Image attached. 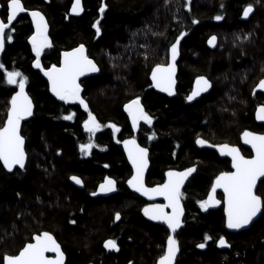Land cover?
<instances>
[{"label": "trees", "instance_id": "1", "mask_svg": "<svg viewBox=\"0 0 264 264\" xmlns=\"http://www.w3.org/2000/svg\"><path fill=\"white\" fill-rule=\"evenodd\" d=\"M22 1L26 7L40 8L51 23L53 45L44 55V65L55 64L62 49L83 44L99 73L80 84L87 109L77 100L52 98L40 71L30 66L35 56L24 40L31 28L23 22L25 17L19 18L16 39L3 63L9 68H0V127L1 109L14 91L6 83L7 71L27 77L35 113L21 129L26 168L8 174L0 164V264L4 255H16L41 231L53 234L66 264H154L168 235L142 218L141 199L126 188L131 171L120 142L131 136L149 150L147 185L163 182L168 169L195 168L181 195L187 215L179 234L178 264H225L224 257L232 252L218 251L213 244L200 252L196 245L206 235L212 240L222 234L221 214L202 215L196 207L228 164L212 150L195 146V141L200 137L213 145L238 144L242 131H264L254 122L253 111L264 104V95H254L252 89L264 74V0H82L80 18L67 16L71 0ZM102 3L107 5L103 13ZM249 4L254 14L247 23L240 22L238 17ZM217 16L221 23H213ZM214 34L219 48L211 50L206 41ZM177 37L178 85L176 95L168 99L150 88L148 76L153 66L168 62V48ZM195 75L208 76L213 86L189 104ZM136 97L152 123L142 120L133 131L123 108ZM89 112L101 125L92 134L83 126ZM69 114L72 119H65ZM90 140L93 147L85 154L80 145ZM72 175L82 179L83 189L70 184ZM104 176L115 180L117 193L108 199L92 198L90 192ZM257 191L264 197V182ZM262 209L255 225L238 235L248 239L235 247L237 258H231L230 264L243 257L247 264L257 259L264 264ZM106 239L114 240L118 249H103Z\"/></svg>", "mask_w": 264, "mask_h": 264}, {"label": "snow or ice", "instance_id": "2", "mask_svg": "<svg viewBox=\"0 0 264 264\" xmlns=\"http://www.w3.org/2000/svg\"><path fill=\"white\" fill-rule=\"evenodd\" d=\"M167 3V0H165ZM107 7L101 4L100 12L103 13ZM80 0H75L71 11H81ZM26 11L21 0H7V23L0 20V49L4 47L5 36L8 40H12L13 36L5 33V29L9 27L11 22L21 12ZM252 11V5L249 4L244 8L243 15L247 17ZM32 22L35 25V32L28 39L31 41L32 50L36 54V60L33 62L36 68H41L40 57L41 52L46 46L50 45L47 35L48 25L43 14L39 11H31ZM215 19H221L220 16ZM193 23H196L194 20ZM96 27L99 34V27ZM135 35V34H133ZM185 35L184 33L180 34ZM216 37L209 39V43H213ZM180 38L177 37L176 43L171 45V59L173 63L157 64L151 73L152 81L157 88L165 92L171 93L174 84L173 75L176 70L174 61L178 55V44ZM4 66L0 64V68ZM47 76L51 86V91L62 101L77 100L84 107L88 108L85 100L81 97V86L77 83L79 76L85 72H97L99 69L93 60L89 59L85 53V46L79 45L71 51L62 54L60 66L55 64L51 68L41 69ZM6 80L8 84H18L19 90L16 91L10 99V107L7 109V117L0 127V161H3L4 167L11 169L13 165L24 167L25 151L24 137L20 135L19 129L21 120L24 117L32 115V100L25 91V83L27 77H24L19 71H7ZM19 77V80L17 79ZM197 87L187 96L189 101L199 96L201 92L210 87V82L204 76L196 78ZM258 88L264 89V79H261ZM129 116L132 119L133 128L139 121L143 120L148 124L152 123V117L144 111L140 98L129 101L124 105ZM65 119H72V114L65 116ZM256 119L264 121V106L258 107L256 111ZM84 128L90 133H94L101 125L96 121L95 116L91 112L88 113V119L83 121ZM114 131H118L115 124L111 125ZM242 137L246 144L251 145L255 155L246 158L241 155L240 150L235 146L228 144L219 145L222 153L226 152L232 158V168L235 171L221 172L212 184V189L208 194L207 200H201V208H207L209 204L219 203L215 200L214 193L217 188L224 190V211L227 217V227L230 229H240L250 224L253 218L261 213L264 206V197L258 195L255 191L258 178H264V134H257L251 131H244ZM128 158L132 163L134 173L127 183L142 192L144 195L163 196L168 201V206L172 208L171 213L164 211V205H148L144 208V214L150 216L153 220H162L171 229L172 232L180 226L181 214L183 209L180 206L179 197L181 195L180 187L186 177L193 172L194 168H187L182 172L169 171L167 180L163 184H159L154 188H146L144 186V169L147 167V149L140 147L135 139L123 141ZM197 144H207L208 141L197 138ZM93 144L90 140L87 144H81V151L87 154ZM77 184L82 181L76 177H71ZM115 180L105 178L104 183L99 186L100 192H110L115 188ZM95 195V193H93ZM116 219H120V213H116ZM73 223H75L73 221ZM210 239L207 235L205 240ZM34 243H26L16 255H4L3 264H64V253L61 246L50 232H42L33 237ZM218 243L225 245L227 242L223 236L220 237ZM105 247L116 248L117 244L114 240L105 241ZM199 248L205 245L200 243ZM54 252L55 256L45 255L46 252ZM178 251V244L173 235H168L167 246L163 254L159 257L158 264H173Z\"/></svg>", "mask_w": 264, "mask_h": 264}, {"label": "water", "instance_id": "3", "mask_svg": "<svg viewBox=\"0 0 264 264\" xmlns=\"http://www.w3.org/2000/svg\"><path fill=\"white\" fill-rule=\"evenodd\" d=\"M74 2H75V0H72V2H71V5H70V7H69V14H70V16H72V17H74V18H80L82 15H83V13H84V9H83V3H82V0H80V4H81V8H82V10L81 11H78V12H72L71 11V9H72V6H73V4H74ZM253 11V10H252ZM252 11L249 13V15L247 16V17H250L251 16V14H252ZM40 12V11H39ZM42 13V12H41ZM21 13H19L18 15H17V17L20 15ZM44 16V15H43ZM17 17L11 22V23H13V22H15L16 20H17ZM29 18H30V21L32 22V17H31V15H30V13H29ZM44 18H45V16H44ZM243 18H246L244 15H243ZM45 21H46V18H45ZM33 23V22H32ZM46 23H47V25H48V22L46 21ZM33 27H34V30H35V25L33 24ZM50 32H49V25H48V31H47V35L49 34ZM174 43H176V42H174ZM172 45V44H171ZM207 45H208V47L210 48V49H215V46H216V39H215V41L213 42V43H209V40H208V43H207ZM179 46H180V41H179V44H178V55H177V57H176V60L174 61V63H175V65H176V70H175V73H174V75H173V80L175 81L174 82V84H173V86H172V91H171V93H169V92H165V91H163V90H161L160 88H157L155 85H154V83H153V81H152V77H151V73H152V69L156 66H153L151 69H150V73H149V76H148V82L150 83V88L155 92V93H158L159 95H163V96H165V97H167L168 99H173V97L176 95V88H177V85H178V82H177V75H178V71H177V63L179 62V57H180V49H179ZM78 46H76V47H73V49L74 48H77ZM3 49V48H2ZM2 49H0V53L2 52ZM169 49V51H168V58H167V60H168V62L166 63V64H168V63H173V61H172V59H171V46L168 48ZM72 50V49H71ZM71 50H66V51H71ZM66 51H62L61 52V56H60V61H61V59H62V54L64 53V52H66ZM89 59H91V58H89ZM92 60V59H91ZM94 62V61H93ZM95 63V62H94ZM96 65H97V63H95ZM59 66H60V63H59ZM59 66H57V67H59ZM97 68L99 69V67H98V65H97ZM98 73H99V71H97V72H85L83 75H81V76H79L78 77V79H77V83H79L81 80H85V78H90V77H96V75H98ZM42 76H44V78H45V80L47 81V87H49V95L52 97V98H55L57 101H62V100H60L52 91H51V86H50V83H49V81H48V78H47V76H45L44 75V72H42ZM264 79V78H263ZM259 84V83H258ZM257 84V85H258ZM211 85V84H210ZM257 85H256V87H255V92L256 93H258V94H263L264 95V89H261V88H258L257 87ZM197 87V85H196V78L194 79V82L192 83V86H191V93H192V91L195 89ZM17 89H16V91H18L19 90V88H18V85H17V87H16ZM210 90H211V86L210 87H208L205 91H203V92H201L200 93V95L199 96H196V97H194L193 98V100H191V101H189L188 99H187V102L188 103H190V104H193L195 101H197V100H199L202 96H206V94H208V93H210ZM15 91V92H16ZM25 91H26V93H27V88H26V85H25ZM190 93V94H191ZM28 94V93H27ZM189 94V95H190ZM30 98V97H29ZM32 100V99H31ZM133 100V99H132ZM131 101V100H130ZM128 103V102H127ZM126 103V104H127ZM141 105H142V103H141ZM261 106H263V105H261ZM261 106H258V107H261ZM142 107H143V109H144V111H145V107H144V105H142ZM258 107H256L255 108V112H254V120H255V122H257V124L258 125H264V121H261V120H257L256 119V111H257V108ZM34 105H33V101H32V115L31 116H27V117H24L22 120H21V126H20V129H19V132H20V135H21V128H22V125L24 124V123H27V122H29L31 119H32V116H33V113H34ZM123 110H124V112L129 116V114H128V112H127V110H125V108H123ZM6 120V119H5ZM129 122H130V125H131V127H133V124H132V119H131V117L129 116ZM137 126H138V124H137ZM135 127V128H133L134 130H136L138 127ZM244 131H246V130H244ZM243 131V132H244ZM248 131V130H247ZM243 132H241V133H243ZM251 132H254V131H251ZM254 133H257V132H254ZM257 134H264L263 132L262 133H257ZM198 138H200V137H198ZM132 139H134V138H124V140H122L121 141V143H120V147H121V150H123V154H124V157H125V160H127V163H128V165H129V168H130V171H132V173H131V176L133 175V173H134V169H133V166H132V163H131V161L129 160V158H128V152L126 151V149H125V146H124V143H123V141H125V140H132ZM200 139H202V138H200ZM135 141H136V143L139 145V143H138V141L135 139ZM25 145H26V143H25V139H24V151H25ZM219 145H223V144H219ZM218 145V146H219ZM239 145H241L242 147H244L245 149H248L249 151H250V155H251V157L252 156H254L255 155V152L252 150V148H251V145H249V144H246L245 143V141H244V139H243V137H242V134H241V136H240V141H239ZM140 146V145H139ZM195 146H197V147H199V148H205V149H210V150H212V151H214L219 157L221 156L222 158H227V159H229V161H230V167L232 168V158H231V156H229L226 152H224V153H222L221 151H220V148L218 147V146H215V145H211V144H209V143H207V144H203V145H201V144H197L196 143V141H195ZM230 146H233V145H230ZM141 147V146H140ZM235 147H237L238 149H239V147L238 146H235ZM142 148H144V147H142ZM148 150V149H147ZM240 150V149H239ZM241 153V152H240ZM242 155V154H241ZM244 156V155H243ZM148 157H149V150L147 151V160H148V164H147V167L144 169V186L146 187V188H154V187H148L147 185H146V181H145V178H146V175H147V173H148V169H149V166H150V161H149V159H148ZM250 157V158H251ZM246 158H248V157H246ZM26 162H27V154H25V162H24V167H20L19 165H13V167L11 168V169H8V168H6V167H4V165H3V161H0V164H1V166H3V168H4V170L8 173V174H11L15 169H18V170H23L25 167H26ZM189 168H193V167H189ZM195 169V168H194ZM169 171H175V170H173V169H168L167 171H166V173H165V176H164V181H166L167 180V173L169 172ZM232 171H235V169L234 168H232ZM175 172H182V171H175ZM194 172H195V170L193 171V172H191L187 177H186V179L184 180V182H183V184L181 185V187H180V192H181V190L183 189V187L186 185V183L188 182V179L194 174ZM73 176H75V175H72L71 177H73ZM131 176L126 180V187H127V189L129 190V192H131V193H135L139 198H141L144 202H147L148 204L147 205H145L142 209H141V215L143 216V218L145 219V220H147L148 222H150V223H152V224H154V225H161V226H163V227H165L166 229H167V231L169 232V235H173L174 236V238H175V236H176V233L179 231V229H180V226H181V224H180V226L175 230V232H172L171 231V229H169L168 228V225L164 222V221H162V220H153V219H151L150 218V216H146L145 214H144V208L146 207V206H148V205H164L165 207H164V211L165 212H167V213H171L172 212V208L170 207V206H168V201L163 197V196H157V195H148V196H146V195H144L142 192H138V191H136V189L135 188H133V187H131L128 183H127V181L131 178ZM71 177L69 178V182H70V184L71 185H73L75 188H77L78 190L79 189H83L84 188V184H83V181H82V179L78 176V178L82 181V183H80V184H77L74 180H72L71 179ZM77 177V176H76ZM107 178H110L109 176H106ZM106 177H104L103 179H102V181L100 182V185L102 184V183H104V181H105V178ZM111 179H113L112 177H111ZM215 179H216V177H215ZM215 179L213 180V182H212V184L214 183V181H215ZM114 180V179H113ZM264 180V178H258L257 179V184L260 182V181H263ZM212 184H211V186H210V191H211V189H212ZM99 185V186H100ZM99 186H97V188H96V190L94 191V192H92L90 195L92 196V198H110V197H112L113 195H115V193H116V191H117V183L115 184V188L112 190V191H110V192H100L99 191ZM156 187V186H155ZM209 191V192H210ZM255 191H256V188H255ZM93 193H95V195H93ZM217 193H219V194H221L222 193V195H223V211H224V207H225V201H224V190H223V188H217L216 189V191H215V193H214V197H215V200H216V194ZM209 194V193H208ZM208 199V195H207V197H206V200ZM216 201H218V200H216ZM179 202H180V199H179ZM180 206H181V208L183 209V206H182V202H180ZM220 206V204L219 203H212V204H209V206L207 207L209 210H211V209H217L218 207ZM263 210V209H262ZM262 210H261V213H262ZM261 213H258L257 214V216L256 217H254L253 218V221L252 222H250V224L249 225H247V226H244V227H242V228H240V229H230V228H228L227 227V223H226V225H225V229H226V231L227 232H229V233H234V232H242V231H245V230H248L254 223H255V220L260 216V214ZM224 215H225V222H226V220H227V217H226V214H225V211H224ZM183 216H184V213L182 212V214H181V217H180V220L182 221V219H183ZM43 232H45V231H43ZM49 232V231H48ZM42 233V232H41ZM40 234V233H39ZM52 234V233H51ZM38 235V234H37ZM53 235V234H52ZM35 236V235H34ZM33 236V237H34ZM33 237H32V239H31V242H28V243H34L35 241L33 240ZM54 237V236H53ZM108 240H110V239H107V240H105V241H108ZM57 241V240H56ZM105 241H103V244H102V248L103 249H105V250H107V251H114L115 249H117V248H108V247H105ZM58 243V242H57ZM219 244V243H218ZM60 245V244H59ZM165 246H167V241H166V245ZM219 246H220V248L221 249H223L224 247H225V245H220L219 244ZM178 249H179V247H178ZM202 249V248H201ZM61 251H62V249H61ZM63 252V251H62ZM19 253V252H18ZM64 253V252H63ZM177 254H178V251H177V253H176V256H177ZM45 255H48V256H55L56 254L54 253V252H46L45 253ZM176 258L177 257H175V259H174V261H173V264H175V261H176ZM159 260V259H158ZM66 256H65V253H64V264H66ZM2 264H3V261H2ZM156 264H158V261H157V263Z\"/></svg>", "mask_w": 264, "mask_h": 264}, {"label": "flooded vegetation", "instance_id": "4", "mask_svg": "<svg viewBox=\"0 0 264 264\" xmlns=\"http://www.w3.org/2000/svg\"><path fill=\"white\" fill-rule=\"evenodd\" d=\"M21 2H22V4H23V6H24V8L26 9V11H24V12H21V14L17 17V20L15 21V22H13V23H11L10 25H9V27L7 28V29H5V33L6 34H8V33H10L12 36H13V39L12 40H8L7 38H6V36H5V40H4V47H3V49H2V52L0 53V64H2L4 67V69L6 70V69H8L9 67L8 66H6V64H3L4 63V60L6 59V57L7 56H5V54H6V51H7V49L14 43V41H15V39H16V34H15V28H17V25H18V21H19V18L21 17V16H23V17H25L26 19L23 21V22H26V23H29L30 24V31L28 32V35L25 37V40H24V43L25 44H27V46H28V49H29V53L30 54H32V55H34L35 56V60H36V54H35V52L32 50V44H31V41L28 39V37L29 36H31L32 35V33L33 32H35V30H34V27H33V23L30 21V18H29V13L31 12V11H33V10H35V11H40V12H42V14L45 16V18H46V21L48 22V25H49V32H50V29H51V23H50V21H48V19H47V17H46V15L44 14V12L43 11H41V9L40 8H33V7H26L25 6V3H24V1H22L21 0ZM71 2H72V0H71ZM71 2H70V4H69V6H68V8H67V10H68V14H67V16H69V17H72V16H70V14H69V7H70V5H71ZM82 3H83V1H82ZM252 14H251V16L250 17H246V18H243V11H244V9L241 11V14H240V16L238 17V20L240 21V22H243V23H247L249 20H250V18L252 17V15L254 14L253 12H254V8L252 7ZM74 18V17H73ZM0 20H3L5 23H7V0H0ZM221 19H219V20H217V19H215L214 18V20H213V23H221ZM236 26H238L239 27V24H237ZM213 36H215L216 37V46H215V49L216 48H219L218 46H219V41H218V37L214 34V35H210V37L207 39V41H206V47H208V45H207V43H208V40L211 38V37H213ZM48 38H49V41H50V45L49 46H46L44 49H43V51L41 52V57H40V63H41V68H36L35 67V65H34V61L35 60H32L31 61V63H30V66H31V68L32 69H34V70H38V71H40V74L42 75V70L41 69H47V68H51L52 67V65L51 66H48V65H44V62H43V59H44V55H45V53H47L48 51H49V49H51V47H52V45H53V43H52V37H51V32L48 34ZM76 46H79V45H76ZM76 46H73V47H76ZM85 46V45H84ZM209 48V47H208ZM71 49H73V48H70V49H62V51H66V50H71ZM210 49V48H209ZM215 49H211V50H215ZM62 51H60L58 54V56H57V62L55 63V65L56 66H59V63H60V56H61V52ZM85 53H86V47H85ZM87 54V53H86ZM54 65V64H53ZM178 76V75H177ZM202 76V75H201ZM209 82H210V84H211V89H212V86H213V83H212V80H209V78H208V76H204ZM43 78H44V76H43ZM264 78V74L263 75H261L260 77H259V79L254 83V85H253V87H252V89H253V94L254 95H263L262 93L261 94H258V93H256L255 92V87H256V85L260 82V80L261 79H263ZM18 79V78H17ZM45 79V78H44ZM86 79V78H85ZM82 81H84V80H81L80 82H79V84H81V82ZM194 82V80H192V83ZM6 83H7V81H6ZM45 83H46V87H47V81L45 80ZM8 84V83H7ZM12 85V87H13V89H14V91H10L9 92V96L7 97V100H8V104H7V106L5 107V109H1V113H2V115H3V122L5 121V119H6V117H7V109H8V107H10V99H11V96L15 93V91H16V87H17V85L18 84H11ZM25 85H26V88L28 87V85H27V82L25 83ZM192 86V85H191ZM47 90H48V94H49V87H47ZM190 91H191V89H190ZM211 92V91H210ZM27 93H28V88H27ZM191 93V92H190ZM28 96L30 97V95H29V93H28ZM30 99H32L31 97H30ZM32 101H33V105H34V109H35V103H34V100L32 99ZM69 101H71V100H69ZM60 102H64V101H60ZM66 102H68V101H66ZM261 105H263L264 106V104L263 103H261V104H259V105H256V107H258V106H261ZM255 107V108H256ZM33 109V110H34ZM255 110V109H254ZM253 110V111H254ZM255 112V111H254ZM34 113H35V110H34ZM34 113H33V115H34ZM126 116L128 117V120H129V116L126 114ZM33 117V116H32ZM142 121V120H141ZM141 121H139L138 122V128H139V125H140V123H141ZM254 122H255V120H254ZM129 124H130V122H129ZM256 124H257V122H256ZM258 125V124H257ZM3 126V125H2ZM1 126V127H2ZM23 126V125H22ZM259 126H261V125H259ZM263 127H264V125H262ZM261 126V127H262ZM130 127H131V125H130ZM138 128L136 129V130H138ZM22 129V128H21ZM132 129H133V127H132ZM136 130H134L133 129V131H136ZM248 131H250V130H248ZM251 131H253V130H251ZM243 132V131H242ZM254 132H256V131H254ZM263 133H264V131H262ZM262 132H257V133H262ZM21 136H22V132H21ZM132 137V136H131ZM131 137H125V138H131ZM132 138H134V137H132ZM134 139H136V138H134ZM122 140H124V138L122 139ZM121 140V141H122ZM137 140V139H136ZM240 141V140H239ZM121 143V142H120ZM210 144V143H209ZM219 144H227V143H219ZM219 144H215V146H218ZM211 145H213V144H211ZM228 145H233V146H238L239 147V149H240V152H241V154H242V150H246V151H248L249 152V154H248V156H246V155H244L245 157H248V158H250L251 157V155H250V151L248 150V149H245L244 147H242L241 145H239V142H238V144H228ZM25 147H26V145H25ZM199 148V147H198ZM200 149H205V148H200ZM206 150H208V149H206ZM210 150V149H209ZM214 152V151H213ZM26 153V152H25ZM215 153V152H214ZM216 154V153H215ZM243 155V154H242ZM216 156H218L217 154H216ZM149 158V157H148ZM218 158L220 159H223V160H225V162L228 164L227 165V167H228V169H226V170H224V171H222V172H230V171H232V168L230 167V161H229V159H227V158H222L221 156L219 157L218 156ZM28 159V158H27ZM127 161V160H126ZM150 161V160H149ZM27 163V162H26ZM128 164V163H127ZM27 166V165H26ZM129 166V165H128ZM150 167V166H149ZM26 168V167H25ZM24 168V169H25ZM189 168V167H188ZM174 170V169H173ZM177 170V169H176ZM175 170V171H176ZM177 171H184V170H177ZM131 173H132V171H131ZM195 173V172H194ZM221 173V172H220ZM194 175V174H193ZM219 175V174H218ZM217 175V176H218ZM131 176V175H130ZM129 176V177H130ZM147 176V175H146ZM165 176V175H164ZM164 176H163V182H161V183H159V184H163L165 181H164ZM216 176V177H217ZM104 177H106V176H104ZM103 177V178H104ZM110 177V176H109ZM102 178V179H103ZM111 178V177H110ZM102 179L100 180V182L102 181ZM190 179V178H189ZM189 179H188V181H189ZM213 179H215V178H213ZM145 181H146V178H145ZM213 182V181H212ZM264 182V180L263 181H260L257 185H256V192H257V194H258V186L260 185V184H262ZM188 183V182H187ZM187 183H186V185H187ZM159 184H155L154 186H149V185H147V182H146V185L148 186V187H155V186H157V185H159ZM186 185L183 187V189L181 190V195L183 194V193H185V187H186ZM97 188V187H96ZM96 188H95V190H96ZM127 188V187H126ZM94 190V191H95ZM94 191H92V192H94ZM129 191V190H128ZM92 192H90V194L92 193ZM116 193H117V191H116ZM209 193V192H208ZM208 193H207V195H208ZM89 194V195H90ZM181 195H180V197H179V199H180V202H182V200H181ZM207 195L204 197V199L203 200H206V197H207ZM259 195V194H258ZM91 196V195H90ZM92 197V196H91ZM105 199H108V198H105ZM141 199V198H140ZM216 200H218L219 201V204H220V206L217 208V209H211V210H209L208 208H201V206H200V203H198V207H196V209H197V211L199 212V213H201L202 215H210L211 213H214V212H219L220 214H221V222H222V234L221 235H219L218 237H216V238H212V240H211V237H210V239H207V240H204L203 242H201V243H203L204 245H205V247L204 248H199V247H197V249L200 251V252H202V251H204V250H206L207 249V244H213V247H214V249H216V250H218V251H228V252H232V254L230 255V256H225L224 257V261H225V264H230V262L231 261H229L231 258H237V254H234L235 252H237V251H239L237 248H235L240 242L242 243V242H244V240L245 239H248V237H245V238H240V237H238V235H240V234H242V233H245V231H248L251 227H253V225H255V223L258 221V219L261 217V214H260V216L255 220V223L248 229V230H245V231H242V232H234V233H229V232H227L226 231V229H225V225H226V222H225V215H224V211H223V195H222V193L221 194H219V193H217L216 194ZM141 201H142V206H141V208H140V215H141V209L145 206V205H147L148 203L147 202H144L142 199H141ZM201 201V200H200ZM182 206H183V213H184V216H183V219H182V221H181V226H180V229H179V231L176 233V236H175V239H176V241H177V244H178V247H179V249H178V254H177V258H176V261H175V264H178L179 263V254H180V250H181V246H180V230L183 228V227H185V218H186V215H187V213H186V211H185V204H184V202H182ZM262 208H263V206H262ZM262 212H263V210H262ZM142 216V215H141ZM142 218H143V216H142ZM144 219V218H143ZM145 220V219H144ZM146 222H148L147 220H145ZM149 224H151V225H154V224H152V223H150V222H148ZM155 226H157V225H155ZM158 226H160V227H162L164 230H166V232H167V235H169V232L167 231V229L165 228V227H163V226H161V225H158ZM34 236V235H33ZM32 236V237H33ZM221 236H223L224 238H225V240H226V244H225V247L223 248V249H221L220 248V246H219V244H218V241H219V239H220V237ZM168 237V236H167ZM264 237V236H263ZM32 239V238H31ZM166 241H167V238H166V240H165V243H164V246L166 245ZM263 241V240H262ZM30 242H31V240H30ZM28 243V242H27ZM200 244V243H199ZM196 245H198V244H196ZM117 249H118V245H117V247H116ZM117 249H115L114 251H116ZM166 249V246L164 247V250ZM163 250V251H164ZM237 250V251H236ZM114 251H111V252H114ZM163 254V253H162ZM161 254V255H162ZM160 255V256H161ZM160 256H158V259H159V257ZM257 257H260V255H257ZM158 259L154 262V264H156L157 263V261H158ZM235 264H247V262H245V259H244V257L241 259V260H238ZM250 264H259V259H257V261L256 262H254V261H252V262H250Z\"/></svg>", "mask_w": 264, "mask_h": 264}, {"label": "bare ground", "instance_id": "5", "mask_svg": "<svg viewBox=\"0 0 264 264\" xmlns=\"http://www.w3.org/2000/svg\"><path fill=\"white\" fill-rule=\"evenodd\" d=\"M198 76H201V75H195L194 76V78H193V80L195 79V78H197ZM188 103V102H187ZM190 104V103H189ZM100 185V183H98V186Z\"/></svg>", "mask_w": 264, "mask_h": 264}, {"label": "rangeland", "instance_id": "6", "mask_svg": "<svg viewBox=\"0 0 264 264\" xmlns=\"http://www.w3.org/2000/svg\"><path fill=\"white\" fill-rule=\"evenodd\" d=\"M96 132V131H95ZM26 154V153H25ZM28 158V157H27ZM42 232V231H41ZM41 232H39V233H41ZM107 240V239H106ZM105 241V240H104ZM30 242V241H29ZM19 252V251H18ZM18 252L16 253V254H18ZM7 255H12V254H7Z\"/></svg>", "mask_w": 264, "mask_h": 264}]
</instances>
